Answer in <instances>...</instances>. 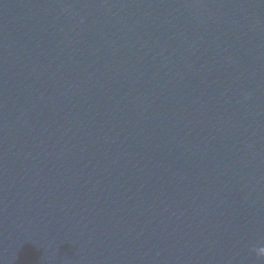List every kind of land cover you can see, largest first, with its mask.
I'll use <instances>...</instances> for the list:
<instances>
[{"label": "water", "instance_id": "water-1", "mask_svg": "<svg viewBox=\"0 0 264 264\" xmlns=\"http://www.w3.org/2000/svg\"><path fill=\"white\" fill-rule=\"evenodd\" d=\"M264 0H0V264H264Z\"/></svg>", "mask_w": 264, "mask_h": 264}, {"label": "clouds", "instance_id": "clouds-1", "mask_svg": "<svg viewBox=\"0 0 264 264\" xmlns=\"http://www.w3.org/2000/svg\"><path fill=\"white\" fill-rule=\"evenodd\" d=\"M256 254L260 257H264V247H260L258 249L255 250Z\"/></svg>", "mask_w": 264, "mask_h": 264}]
</instances>
